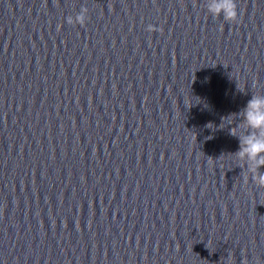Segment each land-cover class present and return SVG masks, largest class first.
I'll return each instance as SVG.
<instances>
[{
  "label": "water",
  "instance_id": "1",
  "mask_svg": "<svg viewBox=\"0 0 264 264\" xmlns=\"http://www.w3.org/2000/svg\"><path fill=\"white\" fill-rule=\"evenodd\" d=\"M236 4L0 0V264H264L231 134L264 93V0Z\"/></svg>",
  "mask_w": 264,
  "mask_h": 264
},
{
  "label": "clouds",
  "instance_id": "2",
  "mask_svg": "<svg viewBox=\"0 0 264 264\" xmlns=\"http://www.w3.org/2000/svg\"><path fill=\"white\" fill-rule=\"evenodd\" d=\"M206 8L213 17L222 15L225 21H238L236 0H206ZM87 12L86 7L82 8L75 17L68 16L67 23L84 25ZM147 30L151 32L156 29L153 25H148ZM239 114L242 117L240 121L245 133L238 136L230 130L239 142L238 150L234 155L246 161L253 182L264 188V172L260 171L264 168V93H254Z\"/></svg>",
  "mask_w": 264,
  "mask_h": 264
}]
</instances>
